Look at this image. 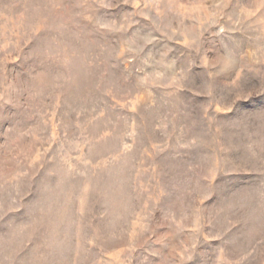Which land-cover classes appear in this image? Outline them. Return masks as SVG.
I'll return each instance as SVG.
<instances>
[{
	"label": "rangeland",
	"instance_id": "obj_1",
	"mask_svg": "<svg viewBox=\"0 0 264 264\" xmlns=\"http://www.w3.org/2000/svg\"><path fill=\"white\" fill-rule=\"evenodd\" d=\"M0 264H264V0H0Z\"/></svg>",
	"mask_w": 264,
	"mask_h": 264
}]
</instances>
